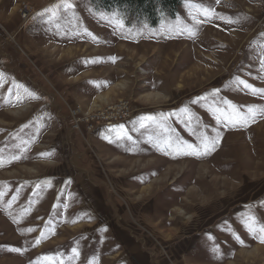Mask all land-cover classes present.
Returning <instances> with one entry per match:
<instances>
[{"label":"rangeland","instance_id":"obj_1","mask_svg":"<svg viewBox=\"0 0 264 264\" xmlns=\"http://www.w3.org/2000/svg\"><path fill=\"white\" fill-rule=\"evenodd\" d=\"M64 2L0 0V264H264V118L217 111L264 109L237 82L264 89V0H180L153 27L96 0L50 19ZM217 133L199 158L162 143Z\"/></svg>","mask_w":264,"mask_h":264},{"label":"snow or ice","instance_id":"obj_2","mask_svg":"<svg viewBox=\"0 0 264 264\" xmlns=\"http://www.w3.org/2000/svg\"><path fill=\"white\" fill-rule=\"evenodd\" d=\"M217 3H219V0H217ZM73 5L67 0L61 5L54 6L52 8L46 9L45 12L49 13L50 19H54L57 16L58 11L60 8H63L65 10L71 9ZM202 14L205 17H211V16H218V14L215 12L212 8L204 7L201 9ZM43 15V13H41ZM221 19H225L224 17H218ZM226 22L232 23L233 21L231 18H226ZM117 24L119 27L123 28V21L118 20ZM190 35L194 36L195 32L190 31ZM115 59V58H113ZM262 66H264V58L261 60ZM238 84L243 85L245 88H248L253 94H264V89H256L254 86L248 84L244 80H238ZM19 87H23L22 85ZM24 91L33 98L36 97V94L33 92H30L28 89H24ZM194 103L196 101H193ZM231 111L227 110H221L217 109V111L220 113V116L223 117V120L226 124V126H231L233 128L236 127H247L250 123H254L257 119V117L264 118V109H257L254 107H248L246 111H241L239 108L235 106H230ZM187 111V110H185ZM163 115V114H162ZM154 117H143L141 118V127H144V121H154ZM123 128V126H120ZM220 142V134L217 133L215 137L209 138L208 136L204 135L200 138L199 144H179L174 143L171 137L164 139L162 143L166 146V148L173 149L177 154L180 155H192L196 157H203L208 154H210L212 151L215 150L216 145ZM47 156H50L51 154H45ZM246 226L248 227L250 232H260L261 235L258 237L261 241V243H264V225H261L259 228H257V221L254 216H249L246 220ZM238 239V237H237ZM37 243H39V240H37ZM215 251H218V249H214ZM12 251H21L20 249H12ZM73 253L75 255H78L79 253L76 251V249H73Z\"/></svg>","mask_w":264,"mask_h":264},{"label":"trees","instance_id":"obj_3","mask_svg":"<svg viewBox=\"0 0 264 264\" xmlns=\"http://www.w3.org/2000/svg\"><path fill=\"white\" fill-rule=\"evenodd\" d=\"M97 6L106 10L118 9L124 16H132L142 23H148L149 26H155L159 19V13H169L175 16L180 0H96ZM119 6V7H118ZM116 10V11H118ZM115 11V10H113Z\"/></svg>","mask_w":264,"mask_h":264},{"label":"built area","instance_id":"obj_4","mask_svg":"<svg viewBox=\"0 0 264 264\" xmlns=\"http://www.w3.org/2000/svg\"><path fill=\"white\" fill-rule=\"evenodd\" d=\"M126 106L125 105H120L118 106L117 109H119L118 111H116V107L113 109H111V113L109 112V116H107L108 121L105 123L106 126H111L117 123H121V122H126L130 115H129V111L128 109L125 110ZM118 112V113H117ZM117 114V115H116ZM113 116H117V117H113ZM119 117V118H118ZM110 118H115L114 120L110 119Z\"/></svg>","mask_w":264,"mask_h":264},{"label":"bare ground","instance_id":"obj_5","mask_svg":"<svg viewBox=\"0 0 264 264\" xmlns=\"http://www.w3.org/2000/svg\"><path fill=\"white\" fill-rule=\"evenodd\" d=\"M126 109V108H125ZM129 111V110H128Z\"/></svg>","mask_w":264,"mask_h":264}]
</instances>
